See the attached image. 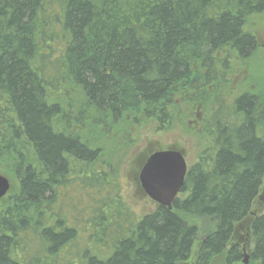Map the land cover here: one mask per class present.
Segmentation results:
<instances>
[{"label":"trees","instance_id":"1","mask_svg":"<svg viewBox=\"0 0 264 264\" xmlns=\"http://www.w3.org/2000/svg\"><path fill=\"white\" fill-rule=\"evenodd\" d=\"M257 26L264 0H0V173L17 185L0 264H233L244 220L264 264ZM149 123L204 152L173 209L139 216L118 152Z\"/></svg>","mask_w":264,"mask_h":264},{"label":"rangeland","instance_id":"2","mask_svg":"<svg viewBox=\"0 0 264 264\" xmlns=\"http://www.w3.org/2000/svg\"><path fill=\"white\" fill-rule=\"evenodd\" d=\"M258 31L256 34L259 37L261 45L264 46V31ZM264 52V50H263ZM241 85V83H239ZM234 88L241 89L243 86ZM235 89V90H236ZM131 139L133 144L125 146L120 144L121 149L118 152L120 169L118 182L121 188L123 201L128 204L137 215L143 216L148 212L153 211L157 204L143 191L140 181V171L151 154L159 150L178 149L183 151L186 157L188 168L193 166L204 152V146L198 141V137L192 135L182 129H159L153 123H149L142 128L132 133ZM2 174V173H1ZM4 174V173H3ZM17 185L13 183L11 191L16 190ZM253 211L257 215L264 213V185L260 191L257 201L254 204ZM76 213V212H75ZM250 221L244 220L237 225L234 238L230 241L234 244L235 239H242L241 245L245 244L246 234L248 233V253L252 256L254 251V241L252 238V230ZM198 249V244L194 247V251ZM195 258H191L184 264H195ZM210 264H228L227 256L216 255L211 259ZM233 264H242L241 261ZM248 264H262L261 260L255 261L253 256L249 259Z\"/></svg>","mask_w":264,"mask_h":264},{"label":"water","instance_id":"3","mask_svg":"<svg viewBox=\"0 0 264 264\" xmlns=\"http://www.w3.org/2000/svg\"><path fill=\"white\" fill-rule=\"evenodd\" d=\"M187 172L183 151L159 150L151 154L144 163L139 181L149 198L171 210L185 183ZM10 189V179L0 173V200L7 196ZM243 262L246 263V260Z\"/></svg>","mask_w":264,"mask_h":264},{"label":"flooded vegetation","instance_id":"4","mask_svg":"<svg viewBox=\"0 0 264 264\" xmlns=\"http://www.w3.org/2000/svg\"><path fill=\"white\" fill-rule=\"evenodd\" d=\"M233 235H236V234H233ZM246 236H247V238H246L245 244L241 245L242 239H235L234 244L229 243V247H228L229 249L234 248V247L238 248L239 256H240L239 261H241L242 264H248L249 259L253 256V254L251 256L248 253V233L246 234ZM233 238H234V236L231 238V240ZM244 260H246V263L243 262Z\"/></svg>","mask_w":264,"mask_h":264},{"label":"bare ground","instance_id":"5","mask_svg":"<svg viewBox=\"0 0 264 264\" xmlns=\"http://www.w3.org/2000/svg\"><path fill=\"white\" fill-rule=\"evenodd\" d=\"M230 82V81H229ZM231 88V87H230ZM243 91V90H242ZM207 147H209V145L207 146ZM16 221V220H15ZM18 223H19V221H18Z\"/></svg>","mask_w":264,"mask_h":264}]
</instances>
